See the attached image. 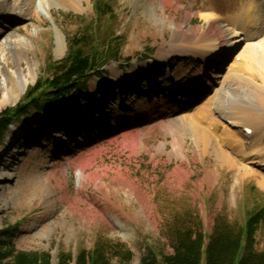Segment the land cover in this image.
Listing matches in <instances>:
<instances>
[{"label": "rangeland", "instance_id": "374dc122", "mask_svg": "<svg viewBox=\"0 0 264 264\" xmlns=\"http://www.w3.org/2000/svg\"><path fill=\"white\" fill-rule=\"evenodd\" d=\"M105 1L116 15L96 22L93 0H0V99L8 72L34 85L82 31L121 36L120 59L68 103L80 112L54 127H43L39 113L24 116L0 141V230L14 227L10 247L49 253L51 264H77L81 250L98 245L110 264H140L150 249L173 252L168 236L182 218L193 224L198 216L210 235L218 215L242 225L247 212L264 207V173L248 163L264 156V63L253 62V75L237 73L244 47L231 50L236 37L226 18L242 0ZM219 34L223 54L209 57L203 45ZM239 105L255 110L261 127L246 123L253 133L225 123ZM198 125L235 165L204 148ZM119 244L131 261L113 255L112 246L123 253ZM256 247L264 249V218ZM64 254L73 258L63 262Z\"/></svg>", "mask_w": 264, "mask_h": 264}, {"label": "trees", "instance_id": "16d2710c", "mask_svg": "<svg viewBox=\"0 0 264 264\" xmlns=\"http://www.w3.org/2000/svg\"><path fill=\"white\" fill-rule=\"evenodd\" d=\"M96 22L113 13L105 0H93ZM107 31V30H106ZM87 30L70 39L66 55L50 65L51 75L40 77L34 85L28 87L23 98L15 106H9L0 112V141L7 135L12 125L22 117L39 113L44 120L40 124L54 127L63 118L68 119L79 111V107L64 109L63 106L73 98L80 96L93 78L107 74L106 65L120 59L117 43L121 36L113 32L111 36L97 39ZM62 109L59 116L55 110ZM35 136V134H34ZM193 224L186 218L178 220L170 229L169 241L173 252L158 256L149 250L140 264H264V249L256 247V234L264 218V207L247 212L242 225L230 222L224 215H218L212 234L204 232L202 220L198 216ZM15 228L0 230V264H51L49 253L16 251L10 247ZM123 253L112 246L113 255L131 261L133 252L124 244ZM7 246L6 251L3 248ZM4 261L5 259H7ZM66 262L72 254L61 255ZM77 264H110L108 251L102 245L87 252L81 250L76 256Z\"/></svg>", "mask_w": 264, "mask_h": 264}, {"label": "bare ground", "instance_id": "6f19581e", "mask_svg": "<svg viewBox=\"0 0 264 264\" xmlns=\"http://www.w3.org/2000/svg\"><path fill=\"white\" fill-rule=\"evenodd\" d=\"M60 2L68 4V5L72 4L74 6L75 5L80 6L78 4L81 2V0H60ZM41 4H43L42 6H46L47 4L49 5L50 0H40L39 5ZM24 14H27V13L24 12ZM208 17L209 16H205V18L207 19ZM226 18L228 19L230 26H231V28H229L230 38L236 37V39L233 42H231V44H232V48L233 46H237V48L236 49L234 48L231 50L238 51L239 47L240 49L244 47L242 51L239 50V52H237V54L235 55V59H243L242 62H238L237 64L239 66L238 67L239 70L237 69L238 70L237 73L240 72V73H247V74L253 75L255 74L253 62H255L257 65H263L264 63V0H245V1L242 0V4L240 5V12L234 13V14L230 13L228 14V17ZM219 35H220L219 39H217V37L211 38L206 44L203 45V48H206L207 50L206 52L208 53L209 57L220 55V53L223 52V47H226V45L222 44V41H221L224 35L223 34H219ZM223 40H225V38ZM243 41L246 44L245 46L243 45ZM12 44L15 45V41ZM3 60H4V57L0 53V64L4 62ZM5 81H6L5 92H4V96L1 97L0 99V109L8 104L16 102L23 95V93H25V90L27 89L29 85V82L27 79H25L23 76L16 75V73L13 71L8 72V77L7 79L5 78ZM15 94H16V98L14 96ZM211 106H213V104ZM227 113L229 114L228 116L229 119L227 120V122L225 121V123H228L234 127H241L243 131L245 132H247L246 130H249L251 131L250 133H253L254 127H255L253 125L252 127H250L249 125H246L247 122H252V123L256 122L258 123V128L261 127V124H259L260 122L257 119L258 116L257 114H255L256 112L253 109H248V108L243 107L242 105H239L233 109H230L229 112L227 111ZM221 114H226V113L223 111ZM199 123H200V120H199ZM203 127L199 126L198 128H195V129L199 133L198 139L201 142V144L204 146V148L213 149L218 154L219 159L225 164L232 165V166L235 165L236 160L231 158V155L221 148L220 143H218L217 138H214L213 134L210 133L208 129L203 128ZM258 130L259 129H257V131ZM261 136L263 137L264 134H261ZM257 139L258 137L255 138L254 140L257 141ZM254 140L251 142L250 147L254 145ZM244 150L245 151L241 153L243 156L242 155L241 156L242 158H247L249 156L246 153L247 149H244ZM248 160H249L248 161L249 164L258 165V167L264 173V156L262 155L257 156V154H255L254 156H250ZM258 183L262 186V188H264V177L261 179H258Z\"/></svg>", "mask_w": 264, "mask_h": 264}]
</instances>
